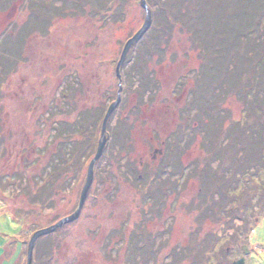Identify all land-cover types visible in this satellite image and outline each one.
Returning <instances> with one entry per match:
<instances>
[{
    "label": "rangeland",
    "instance_id": "1",
    "mask_svg": "<svg viewBox=\"0 0 264 264\" xmlns=\"http://www.w3.org/2000/svg\"><path fill=\"white\" fill-rule=\"evenodd\" d=\"M77 1L81 12L74 15L72 0H0V130L5 142L0 157L6 152L0 163V182L5 184L8 175L16 177L14 172L20 171L27 183L34 170L29 172L27 166L32 163L36 171L47 168L45 183L53 191L44 209H37L39 201L32 203L31 194L16 186L7 188L5 194L15 203L0 194V264H27L33 235L78 211L105 116L117 102V65L126 43L146 21L142 0H121L120 6L118 0H84L86 7ZM64 3L69 7L63 9ZM147 3L153 18L149 32H158L164 18L177 10L184 13L187 26L180 25L184 33L177 32L170 40L161 66L155 65L160 60L157 57L152 63L157 82L154 94L141 96L140 101L139 82L131 87L132 80L125 76L82 213L76 221L38 240L33 264H47L38 262L44 253L37 250L39 242L46 243L48 237H56L60 244V252L48 264H234L243 258L246 264H264V168L252 166V154L247 168L238 160L237 177L231 180L234 199L224 197L221 222L212 202L222 197L212 193L198 174L219 172L226 162H208L212 145L207 143L205 131L216 126H210V120L221 121L219 126L233 134L230 158L243 156L239 149L244 145L256 153L264 143L253 134L264 129V0ZM119 12L121 23L112 24L113 13ZM44 23L47 33H43ZM200 33L214 37L213 49L196 46L194 38ZM148 34L137 44L135 54H140L145 42L159 36L148 38ZM169 51L177 52L175 60ZM131 64L125 62L123 74ZM76 73L82 75L75 79L77 84L82 82L87 104L93 106L87 124L81 123L89 132L83 157L72 156L68 162L65 146L62 151L57 147L63 139L56 146L51 141L54 125L74 122L71 112L60 115L64 102L58 98L68 86L64 82L75 85ZM185 128L179 159L168 166L166 159L173 146L168 143L170 135ZM125 134L126 142L122 141ZM64 144L70 146L67 141ZM243 169L253 186L238 178ZM156 174L160 177L149 191ZM28 201L31 207L25 208L31 211L23 213L24 205L18 204ZM208 205L214 209L215 221L205 217L202 222L199 214ZM205 215L212 216V209ZM121 225L125 232L131 227L136 232L134 255L132 244L128 247L125 241L128 236L113 233ZM60 230L63 232L57 234ZM145 236L150 240L144 242Z\"/></svg>",
    "mask_w": 264,
    "mask_h": 264
},
{
    "label": "trees",
    "instance_id": "2",
    "mask_svg": "<svg viewBox=\"0 0 264 264\" xmlns=\"http://www.w3.org/2000/svg\"><path fill=\"white\" fill-rule=\"evenodd\" d=\"M80 2L83 3L81 5L79 4L80 7L81 6L86 7L88 5L87 4L88 2H85L84 0H80ZM72 3H73L72 6L74 5L73 8H75L74 15H75V13L81 12L78 10V8H79L78 7V1L72 0ZM102 3H104V2L102 1ZM120 3H121V0H118L117 4L119 6H120ZM140 4H142V3L140 2ZM67 7H69V6H67L64 3L63 9H65ZM85 10H87V9H85ZM113 14H115V15L113 16V20H111L110 22H112V24L114 22H118V24L121 23V19H120L121 18V16H120L121 12L113 13ZM183 14L181 11L176 10V12L173 13L172 17H168V16L165 17L164 22L162 23L159 31L157 32L156 29L155 30L152 29L148 34L149 35L148 38H153L154 35H159V36L155 37L153 40H148L147 42H145L142 45V48L140 49L139 55L135 54V50L137 47V44H136L131 49V51L127 57L126 63H132V64L129 68V71L126 72L125 74H123L124 75L123 76V84L126 82V77H128V78L130 77V80H132L131 87L136 86L135 85L136 81L139 82L140 85H139L138 89L137 90L135 89V90L138 94V97H140L139 98L140 101L142 100L141 96H143L145 98V96L148 93H150V96H151L155 92V89L157 87V82L154 80L155 79L154 74H155L156 68H154L152 66L153 65L152 63L154 60H156V57H157L160 60L157 61L155 65H156V67L161 66L163 61H164V58L162 56L164 54H166L167 49H169L170 40L175 37L177 32H179V34L184 33L183 30L181 29V26H180L181 24L185 28L187 26L186 23L184 22V15ZM68 17H69V19H71L72 16L70 15ZM51 19H52V16L49 15V20H51ZM57 19H58V17L55 18V21ZM64 19H66V18H63V20ZM45 21H46V18H45ZM45 24L46 23H44V26H43V31H44L43 33L48 32V31H45V28L47 29V26ZM176 25H178V30L175 31ZM183 35H185V34H183ZM195 37L196 38H194V42H195L196 46H198L200 48L203 47V49L209 51L210 49H213V46H215V44H214L215 39H213L214 37H208L207 34L202 35L201 33ZM23 41H25L24 37H23ZM217 47H216V49H217ZM22 49H24L23 46H22ZM169 55L171 56V60H175L177 52H173V54H172V51L171 52L169 51ZM215 60H217V59L215 58L214 61ZM3 71H4V69H2V72ZM76 76H79L82 78V75L81 74L78 75V73H76V75L73 77V80L76 81L75 82L76 86L74 85V83L70 84V82H68V81L64 82V83H67L68 86L58 98V101L60 103L64 102L63 104H60L61 105V112H59L60 115L67 113L66 111H68L69 113L71 112V114H73L75 117L74 120H72L74 122L72 124H69L68 122L67 123L63 122L59 125H58V123H57V125H54L53 129L56 132H55V135L53 137V140L51 141V143L54 144L53 146H56L57 145L56 142L58 140H60L61 138L63 139V141L60 140V143H63V144L58 143L59 145L57 147L59 148V151H62L64 146H65L63 152H64V155L67 154L68 162L70 160L69 157L73 156V157H75V159H77V158L82 159V157H83V154H84L85 149H86V144H87V141H86V139L88 138L87 134L89 132L87 130H84V127L81 125V123L87 124L86 119H87L88 115L90 114L89 109L92 108V106H93V105L87 104V98L84 95V93H85L84 85L82 84L81 81L79 84H77L78 79H75ZM176 84H179V82H177ZM200 89H202L201 85L199 86V90ZM73 91L75 92L76 97H75V94ZM131 91H133V90H131ZM73 103H75V105ZM209 110L211 111V109H209ZM48 113H49V117L47 116V119L49 121V118L51 117V115H50L51 112H48ZM0 116H1V114H0ZM53 116H55V115H53ZM113 118L114 117H111L112 121H113ZM0 121H1V119H0ZM210 122H211V120L208 123L210 126H213V124H215L216 126L210 127L209 131L208 130L205 131L207 134L206 141H207V143L210 142V143H208L209 145L210 144L212 145L211 148L209 149L210 155H208V162L213 160L214 162L218 161V162H221V164H222V161H224V159L226 162L224 164H222V166L220 168L221 171H219V172L215 171V170H217V169H215V170H211V171L207 170L206 173H204V170H203V172H199V173L197 172V173L199 175H201V177L203 179V181H202L203 183H208L207 187H210V190L212 193H214L215 195L217 194V195L222 197V199H220L221 201L220 200L219 201L213 200V202H212L213 205L215 207H218V209H219L218 214H216L218 217L221 215L220 214L221 213L220 206L222 205V202L224 201V197H228L231 201H233L232 199H234V195L231 193L232 192L231 191V187H232V185H231L232 181L231 180L234 177L235 178L237 177L236 173H237L238 160L240 161V159H241V161H243L242 163L246 164L248 162V160L249 161L251 160L250 156L252 154V158H253L252 166H254L257 169L264 168V143L262 145H258L256 153H254V152L252 153L253 149L251 148V150H248L249 147L247 145H244L245 148L239 149L240 152H243V156H238V154H237L236 159L230 158L229 153H230V151H232V148H233L231 143H230V140H231V136H233V134H231L229 132V130L226 131L222 125L219 126L220 125L219 123L221 121L219 123H218V121H216L214 123H210ZM208 124H207V127H208ZM203 125H205V124H203ZM261 127H262V124H261ZM263 127H264V125H263ZM177 133L178 134H176V133L173 134V132H172V134L170 135L171 137L169 136L170 139H169L168 143L172 144L173 146H171V149H170V151L172 152L171 155L168 156V160L166 159V161H167L166 164L168 166L174 164V162L179 159L177 151L180 150L179 146H181L180 143H182V141L184 139L183 135L186 136L187 129L185 128L183 132H177ZM246 134H248L247 135V137H248L249 135H251V132L250 133L248 132ZM253 134H255L256 136L262 137V139H263L262 141H264V129H260V130L258 129L257 134L256 133H253ZM77 137H80V139H82V140H80V139L76 140L75 138H77ZM126 137H127V135L125 134V137L122 139V141L124 140V142H126ZM66 141L68 143H70V146H68L67 144H64ZM226 141H227V144H226ZM73 142L75 143V145L72 146ZM4 144H5V142H4V139L2 138V133L0 130V146L4 145ZM5 156H6V152H4L1 155L0 163L3 161ZM52 165L53 164H51V167H52ZM208 165L211 166V164H208ZM35 166L36 165L32 164V163L30 164V166H27V168H28L27 170L29 172H30V170L32 171L34 169L32 172H30V179L28 180L27 183L25 181L23 172H20V171L14 172V174H16L15 175L16 177H14L12 175H8L7 182L5 184L3 183V181L0 182V184L3 183V184H1L2 189L0 190V194L4 200H6L7 202L15 203L14 200H12L11 198L6 199L5 194H6L7 188H9L11 186H16L17 188L21 189L20 190L21 192H27V193L31 194L30 200L32 203H33V201H35V202L39 201V204L37 206H35V207H37V209H42V208L44 209V206H49L51 199H52V192L53 191H52L50 183L49 184L45 183L46 178H44V175L47 174V168L45 167V170L43 168L42 171H41V169L36 171L37 166L36 167ZM49 166H50V164H49ZM239 167L240 166H238V168ZM245 167L247 168V164L245 165ZM161 172H163V171H161ZM181 173H183V172H181ZM247 174H248V172H246V169H243V171H241V173L238 174V178H240V179L243 178L242 180L247 186L248 185L253 186L252 179H249L248 177H246ZM180 175L183 176L182 174H180ZM218 175H220L219 176V178H220L219 184L216 183V179H217ZM1 176L3 177V175H0V177ZM144 177L145 176H143V178ZM153 177L154 178H152V182L150 184L149 191L154 189V186H153L154 184H152V183L157 178H159L160 176L158 174H156ZM183 177H186V176H183ZM145 179H146V177H145ZM22 182H23L24 187H22ZM250 186H248V187H250ZM234 188H235V186H234ZM246 189L247 188H245V190ZM91 196H93L92 193L90 194V197ZM203 201H204L203 204H205L207 202V200H205V199H203ZM32 203H30L28 201V203L22 202L18 205H19V207H21V205H24V208H22L21 211L23 210L22 212L25 213V210L31 211L30 207H31ZM10 206H11V204H10ZM25 206H30V207L25 208ZM209 209H212V216L205 215L206 212L209 211ZM223 209H225V207ZM213 212H214L213 207L208 205V207L205 208L204 210H202V212H200V214H199V216L202 218L201 221L204 222L205 217H206V219H209V221H212V222L215 221V220H213L215 217V215H214L215 212H214V214H213ZM219 219L221 222V219H223V218H221V216H220V218H217V221H219ZM239 219H240V221H244L242 218H239ZM142 220H144V218H141V223H142ZM199 220H200V218H199ZM118 229H120V230H115L113 233L115 235H118L120 232V235L122 234V235L128 236L127 239L125 238V241H127V243H128V244L126 243L128 247L130 246V244H132L134 241H136L135 240L136 232H135L133 227H131L130 230H128L127 232H125L126 230H124L125 227L123 225L118 227ZM62 230H64V229H62ZM62 230L58 231L57 234L62 233L63 232ZM213 232H214V230L212 232H210L209 234H213ZM145 237L146 238H144V242L147 240H150L149 238H147V236H145ZM55 239H56V237H53V238L48 237L45 241L46 243L39 242L37 251L39 254L41 252H43L44 256H43V258L39 257L38 262L45 260V261H47V264H48V262L51 259H54L55 258L54 256L60 252L59 247H58L60 244ZM57 240L59 241L60 238H58ZM139 240H140V238H139ZM141 241H143V240H141ZM143 243H141V244H143ZM42 244H43V246H42ZM133 244L131 246H133L132 254L134 255V252L138 248L135 249ZM48 246H49V249L46 251V247H48ZM42 247H44L43 250H42ZM146 247H147V245L144 246L143 249H145ZM46 259H48V260H46ZM43 264H45V263H43Z\"/></svg>",
    "mask_w": 264,
    "mask_h": 264
},
{
    "label": "water",
    "instance_id": "3",
    "mask_svg": "<svg viewBox=\"0 0 264 264\" xmlns=\"http://www.w3.org/2000/svg\"><path fill=\"white\" fill-rule=\"evenodd\" d=\"M142 5H143V8L146 10V13H147L146 21H145L143 28L133 38H131L126 43L124 50L122 52L120 61L117 65L116 75H117V78L119 81V86H120V90H119L118 95H117V97H118L117 102L110 107V109L108 110V112L105 116L103 126H102V136H101V140H100V143L98 146V151L96 153L94 160L91 162V164L89 166L87 182H86V185H85L83 192H82L79 209L72 216L66 217L63 220H61L59 223H57L56 225L49 227V228H46V229H43V230H40L33 235L31 242L29 243V246H28L27 264H33L34 263L35 248H36L38 240H40L42 237L48 236L51 233H54L55 231L62 228L63 226L76 221L80 217V214L82 213V210L85 206V202L87 200V197L89 195V192L91 190V186H92V183L94 180L95 166L99 162L100 158L102 157V154H103V152L106 148L107 142H108V140H107L108 123L112 117L113 111L115 110L116 106L118 105V103L121 99V90H122V82H123L122 68H123V66L127 60V57L129 55L131 49L136 44H138L148 34V32L151 29L152 24H153L152 12L149 8L147 0H142ZM245 253L248 254L247 251H245ZM234 264H246V260L243 258V259L235 262Z\"/></svg>",
    "mask_w": 264,
    "mask_h": 264
}]
</instances>
